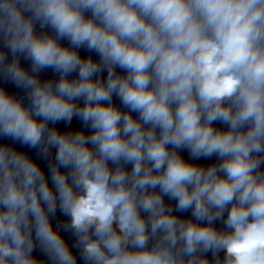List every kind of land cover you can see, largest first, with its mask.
I'll return each instance as SVG.
<instances>
[{"label": "clouds", "instance_id": "obj_1", "mask_svg": "<svg viewBox=\"0 0 264 264\" xmlns=\"http://www.w3.org/2000/svg\"><path fill=\"white\" fill-rule=\"evenodd\" d=\"M30 7L73 45L96 50L109 73L106 84L93 81L97 63L34 36L16 4L4 5L0 23L12 31L13 47L27 49L36 68L54 67L62 75L54 90L16 64L9 68L31 87V109L0 90V130L34 147L43 143L45 151L56 147L55 194L33 162L0 148V200L7 208L0 213V264H35L32 242L22 232L29 212L48 251L74 264L40 204L43 199L54 211L57 196L96 264H184L171 251L177 241L189 256L197 248H222L226 264H264V175L256 174L264 153V0H32ZM87 10L99 22L85 19ZM115 65L127 75H114ZM77 67L78 80L64 78ZM113 92L139 120L112 105ZM79 97L82 108L73 103ZM74 113L90 123L91 136L47 129L46 121H70ZM216 120L229 130H215ZM168 145L187 147L196 157L215 153L222 162L205 170ZM109 161L132 163L131 174L119 166L113 171ZM157 186L181 209L194 206L196 218L209 224L178 221L159 194L146 190ZM139 209L150 214L151 234L163 233L151 249ZM225 210L227 234L211 226Z\"/></svg>", "mask_w": 264, "mask_h": 264}]
</instances>
